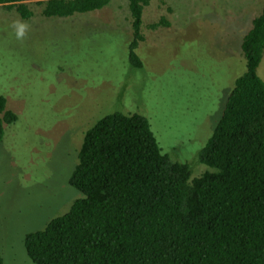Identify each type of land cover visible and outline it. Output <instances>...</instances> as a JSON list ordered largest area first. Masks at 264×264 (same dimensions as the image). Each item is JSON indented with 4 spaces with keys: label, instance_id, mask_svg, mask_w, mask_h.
<instances>
[{
    "label": "rangeland",
    "instance_id": "1",
    "mask_svg": "<svg viewBox=\"0 0 264 264\" xmlns=\"http://www.w3.org/2000/svg\"><path fill=\"white\" fill-rule=\"evenodd\" d=\"M25 2L28 19L0 4V93L18 115L5 124L1 144L4 264H34L25 234L80 195L69 177L84 131L106 113L144 114L163 152L200 175L199 150L246 70L242 39L264 4L151 0L136 48L142 64L135 66L128 0L72 16H45L38 0ZM162 17L167 23L151 28ZM258 74L264 81V53Z\"/></svg>",
    "mask_w": 264,
    "mask_h": 264
},
{
    "label": "trees",
    "instance_id": "2",
    "mask_svg": "<svg viewBox=\"0 0 264 264\" xmlns=\"http://www.w3.org/2000/svg\"><path fill=\"white\" fill-rule=\"evenodd\" d=\"M25 1L0 4L28 19L33 11ZM110 1L38 0L45 16H72ZM150 2L128 0L135 66L142 64L136 48ZM241 50L246 70L199 150L205 170L192 177L189 164L164 153L144 114H104L84 131L69 177L80 195L45 227L25 234L34 264H264V81L258 74L264 4ZM17 119L0 93V157L5 124Z\"/></svg>",
    "mask_w": 264,
    "mask_h": 264
},
{
    "label": "clouds",
    "instance_id": "3",
    "mask_svg": "<svg viewBox=\"0 0 264 264\" xmlns=\"http://www.w3.org/2000/svg\"><path fill=\"white\" fill-rule=\"evenodd\" d=\"M23 34V26H20V30L17 32V35H22Z\"/></svg>",
    "mask_w": 264,
    "mask_h": 264
},
{
    "label": "crops",
    "instance_id": "4",
    "mask_svg": "<svg viewBox=\"0 0 264 264\" xmlns=\"http://www.w3.org/2000/svg\"><path fill=\"white\" fill-rule=\"evenodd\" d=\"M264 3V2H263Z\"/></svg>",
    "mask_w": 264,
    "mask_h": 264
}]
</instances>
